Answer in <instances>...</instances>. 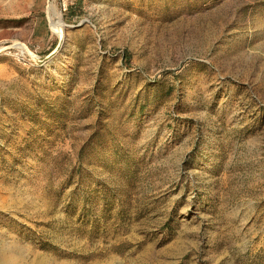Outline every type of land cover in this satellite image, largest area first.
<instances>
[{
    "label": "rangeland",
    "instance_id": "obj_1",
    "mask_svg": "<svg viewBox=\"0 0 264 264\" xmlns=\"http://www.w3.org/2000/svg\"><path fill=\"white\" fill-rule=\"evenodd\" d=\"M0 46V264H264V0H0Z\"/></svg>",
    "mask_w": 264,
    "mask_h": 264
},
{
    "label": "bare ground",
    "instance_id": "obj_2",
    "mask_svg": "<svg viewBox=\"0 0 264 264\" xmlns=\"http://www.w3.org/2000/svg\"><path fill=\"white\" fill-rule=\"evenodd\" d=\"M60 24H61V21H59V20L58 21H53V20L50 21V25H51L52 30L55 32H58L59 34H62V31L59 28ZM12 45H14V47L18 48L19 50H24V51L30 53V51L27 49L26 45L22 42H15ZM8 47L9 46H0V51L5 50Z\"/></svg>",
    "mask_w": 264,
    "mask_h": 264
},
{
    "label": "trees",
    "instance_id": "obj_3",
    "mask_svg": "<svg viewBox=\"0 0 264 264\" xmlns=\"http://www.w3.org/2000/svg\"><path fill=\"white\" fill-rule=\"evenodd\" d=\"M81 2V0H78V3H80ZM72 9V7L70 6V7H68V11H72L71 10Z\"/></svg>",
    "mask_w": 264,
    "mask_h": 264
}]
</instances>
